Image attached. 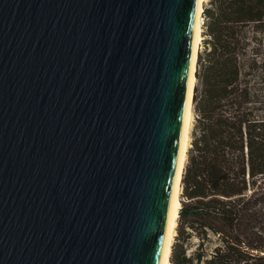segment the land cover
<instances>
[{"label":"water","instance_id":"95a60500","mask_svg":"<svg viewBox=\"0 0 264 264\" xmlns=\"http://www.w3.org/2000/svg\"><path fill=\"white\" fill-rule=\"evenodd\" d=\"M196 8L0 0V264L160 263Z\"/></svg>","mask_w":264,"mask_h":264},{"label":"trees","instance_id":"16d2710c","mask_svg":"<svg viewBox=\"0 0 264 264\" xmlns=\"http://www.w3.org/2000/svg\"><path fill=\"white\" fill-rule=\"evenodd\" d=\"M203 16L170 262L264 264V0H208Z\"/></svg>","mask_w":264,"mask_h":264},{"label":"bare ground","instance_id":"6f19581e","mask_svg":"<svg viewBox=\"0 0 264 264\" xmlns=\"http://www.w3.org/2000/svg\"><path fill=\"white\" fill-rule=\"evenodd\" d=\"M205 0H197V8L195 15V23L193 29V41H192V55H191V67L189 80L187 85V93L184 105L183 120L181 127V136L179 151L177 157V166L175 170V176L173 180V187L171 197L169 201L168 215L165 227V237L163 247L161 251L160 263L159 264H171L170 256L172 251L173 240L178 225L179 210L181 209L180 193H181V178L184 165L187 157V150L190 142V128L193 121V90L195 86V68L197 52L201 40V25H202V3Z\"/></svg>","mask_w":264,"mask_h":264},{"label":"rangeland","instance_id":"374dc122","mask_svg":"<svg viewBox=\"0 0 264 264\" xmlns=\"http://www.w3.org/2000/svg\"><path fill=\"white\" fill-rule=\"evenodd\" d=\"M207 3H208V0H205L202 3V13H201L202 25H201V32H200L201 33V40H200V44H199L198 51L202 47V41H203L202 39H204V31H205L204 23H205V19H204V16H203V9L207 5ZM197 54H198V52H197ZM194 117H195V115H194V111H193V121H192V125H191V128H190V133H191V130H192V127H193V124H194ZM189 136H190V134H189ZM190 140H191V138H190ZM180 199H182V189H181V193H180ZM178 230H179V227L177 225L176 232H175V236H174V240H173V244L176 243V238H177ZM195 243H196V240H192L191 246L188 247V252H191V249L193 248V246H194Z\"/></svg>","mask_w":264,"mask_h":264}]
</instances>
